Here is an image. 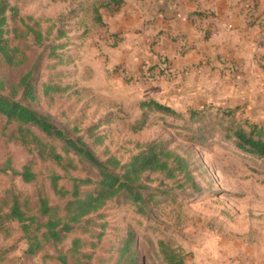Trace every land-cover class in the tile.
<instances>
[{
    "label": "rangeland",
    "instance_id": "rangeland-1",
    "mask_svg": "<svg viewBox=\"0 0 264 264\" xmlns=\"http://www.w3.org/2000/svg\"><path fill=\"white\" fill-rule=\"evenodd\" d=\"M106 1L8 0L25 23L48 38L38 46L25 25L15 22L18 32L9 34L10 43L25 53L26 60L9 66L0 57V92L16 89L21 99L17 83L36 63L31 78L36 94L28 101L32 108L59 127H77L89 143L93 135H101L102 143L93 144L101 159L114 155L126 163L149 142L163 141L189 161L196 186H178L159 173H147L149 189L144 193L154 196L143 213L124 197L113 198L87 217L90 222L31 256L24 252L27 241L19 224L5 221L0 264H62L59 253L67 256L66 264H78L67 252L75 237L86 241L80 250L91 255L89 264H123L118 257L127 235L132 236L130 249L137 264H166L160 241L181 255L183 264H264V159L239 151L224 138L227 125L255 123L264 131V46H253L250 56L240 51L239 61L222 60L219 70L207 63L198 72L184 62L182 37H154L139 49V26L120 25L115 13L103 6ZM95 7L104 23L95 20ZM59 30L63 34L55 40ZM52 43L63 44L56 58L48 56ZM43 83L60 90L46 95ZM146 99L169 105L179 116L143 112L139 103ZM192 109L198 115L190 119ZM4 126L0 116V165L10 159L19 170L33 159L36 179L25 183L10 172L0 173L1 212L12 194L28 214L36 212L39 195L50 205H62L65 198L51 187L52 173L60 175L58 185L65 189L71 188L70 177L98 179L94 167L72 155L76 166L67 170L38 159L8 139L12 124ZM53 143L61 151L60 144Z\"/></svg>",
    "mask_w": 264,
    "mask_h": 264
},
{
    "label": "trees",
    "instance_id": "trees-1",
    "mask_svg": "<svg viewBox=\"0 0 264 264\" xmlns=\"http://www.w3.org/2000/svg\"><path fill=\"white\" fill-rule=\"evenodd\" d=\"M124 3V0H107L103 6L110 12H115ZM94 18L99 23H104L99 9L94 8ZM20 20L26 27V32L33 35L34 43L42 46L48 38L43 37L39 28L25 23L23 17H19L18 8L10 5L8 0H0V57L9 66H19L26 60L25 53L16 45H11L9 34L17 33L14 25ZM10 22L13 26L10 27ZM58 32L55 40L62 36ZM63 44H49L48 56L56 58V49ZM37 62V61H36ZM36 63L26 74H24L17 88L22 91V98H16V89H11L7 94L0 92V116L5 120V128L12 124L14 128L8 133L10 141L25 146L29 153L34 154L42 161H51L64 170L75 168L74 156L78 162L86 163L94 167L98 172V179L93 181L90 178L70 177L71 188L65 189L58 185L60 175L52 173L50 175L51 187L55 194L65 198L62 205H50L44 195L38 197V207L35 213L28 214L17 197L12 194V198L5 211H0V230L4 227L5 221L17 222L27 241L24 252L26 255L36 254L44 244H58L74 228L81 227L82 222H90L87 217L97 213L105 204L116 197H124L138 207V212H144V205L153 200L154 194L147 193L149 187L146 184L144 175L147 173H159L165 179L173 180L178 186L191 183L196 186L189 161L169 149L163 141H151L144 148L133 154L126 163H122L114 155L101 159L94 150L93 144L102 143L101 135H93L94 127L87 129L91 136H95L92 142H87L83 135H78L77 127L68 129L57 126L51 118L31 107L28 101L35 98L36 90L32 83V74ZM0 81V90L3 88ZM43 93L58 92L60 87L51 83H43ZM143 112L156 111L164 115L178 117L179 113L169 105L160 103L155 99H146L139 103ZM198 115L196 109L189 111L190 119ZM246 127L241 125H227L224 138L232 140L235 147L253 157L264 159V131L255 123L246 122ZM53 141L60 144V150L56 149ZM33 159L25 162L21 168L12 167L11 160L6 159L0 165V173H8L19 176L25 183H30L36 179L33 170ZM84 186H92L82 189ZM132 236L127 235L123 246L120 248L118 261L123 264H137V260L131 251ZM86 241L79 237L71 240L67 252L75 258L78 264H89L91 255L82 252L80 248ZM160 253L166 264H183V257L164 242H159ZM58 259L62 264L67 263V256L59 253ZM84 260V261H82Z\"/></svg>",
    "mask_w": 264,
    "mask_h": 264
},
{
    "label": "crops",
    "instance_id": "crops-1",
    "mask_svg": "<svg viewBox=\"0 0 264 264\" xmlns=\"http://www.w3.org/2000/svg\"><path fill=\"white\" fill-rule=\"evenodd\" d=\"M133 1L114 13L120 25L139 26V49L154 37H182L184 62L198 72L207 63L219 70L222 60L239 61L240 51L250 56L253 46H264V0Z\"/></svg>",
    "mask_w": 264,
    "mask_h": 264
},
{
    "label": "built area",
    "instance_id": "built-area-1",
    "mask_svg": "<svg viewBox=\"0 0 264 264\" xmlns=\"http://www.w3.org/2000/svg\"><path fill=\"white\" fill-rule=\"evenodd\" d=\"M230 27V26H229Z\"/></svg>",
    "mask_w": 264,
    "mask_h": 264
}]
</instances>
